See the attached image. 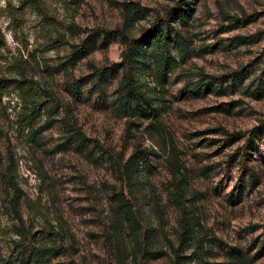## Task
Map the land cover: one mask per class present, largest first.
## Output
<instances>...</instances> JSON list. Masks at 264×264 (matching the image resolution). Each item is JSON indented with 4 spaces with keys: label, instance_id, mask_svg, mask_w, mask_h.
<instances>
[{
    "label": "rangeland",
    "instance_id": "rangeland-1",
    "mask_svg": "<svg viewBox=\"0 0 264 264\" xmlns=\"http://www.w3.org/2000/svg\"><path fill=\"white\" fill-rule=\"evenodd\" d=\"M178 1L0 0V79L24 75L46 107L60 104L40 132L44 113L33 131L19 126L16 89L0 99V264H264V0H190L174 14L188 54L172 46L164 80L149 57L137 73L157 119L119 112L124 46L89 36L122 26L133 3L146 11L139 37ZM83 43L89 53L68 63ZM137 148L146 160L128 183Z\"/></svg>",
    "mask_w": 264,
    "mask_h": 264
},
{
    "label": "trees",
    "instance_id": "trees-1",
    "mask_svg": "<svg viewBox=\"0 0 264 264\" xmlns=\"http://www.w3.org/2000/svg\"><path fill=\"white\" fill-rule=\"evenodd\" d=\"M189 3L190 0H179L176 7L169 8L166 15L158 17L157 20L150 27L146 28L139 37L133 36L131 31L134 24L146 15L145 8L137 4L126 3L124 5V22L122 26L113 30H98L96 34L93 32L89 35L102 36L104 44L107 43V38L117 36L120 38L124 46L120 63L122 78L117 89L118 110L123 116L128 118H158L160 114V104L157 103L155 98L144 92L143 86L137 78V73L141 65L144 66L146 64L145 60L149 57L154 61L159 77L164 80L167 78L168 73L179 63L177 56L172 53V46L180 50L182 57L188 54V50L182 41L183 37L175 36L173 34V31L171 30V22L175 18L174 14L178 10L189 5ZM179 15L178 18L183 22L184 19L182 14ZM73 26L74 27L72 28H78L75 27V25ZM81 30L90 32L88 29ZM89 50L90 47L86 43H83L81 46L72 45L68 63L75 64L77 61L85 57L89 53ZM99 74L100 76L102 75V73ZM214 86L212 80H209L204 84V87L207 90L214 88ZM11 89H16L18 91L23 105V110L18 121L19 126L26 128L29 131H33L35 129V122L42 113L46 116V121L44 125L41 126L40 132L52 125L56 118V114L59 112L60 104L55 105V103L46 107L45 102L41 99L38 91L24 75L13 78L3 77L0 79V99L3 95L10 92ZM196 90L200 91L201 89L196 87ZM261 128L264 130V121L262 122L260 129ZM70 130L81 144H85L86 137L80 129L70 126ZM257 134L258 133L256 132L253 135L256 137L258 136ZM253 141V138H251L244 148H251V143ZM248 154V151H246L242 162L244 164V170L252 173L250 180L254 185L257 182L258 177L253 174L252 168L246 162V155ZM145 160L146 151L144 149L137 148L131 154L125 164V170L123 171L128 183L139 173L140 166ZM176 187L179 193L181 191L179 184L176 185ZM18 191V196L20 197L23 194V191L20 189ZM120 208H122L121 213L123 218L133 231L136 243L140 242V224L133 203L124 196ZM184 228L185 242L189 237L187 234L189 230L187 221H184ZM40 255L43 256L44 254L42 253ZM177 259L178 260L175 264H179V258Z\"/></svg>",
    "mask_w": 264,
    "mask_h": 264
}]
</instances>
